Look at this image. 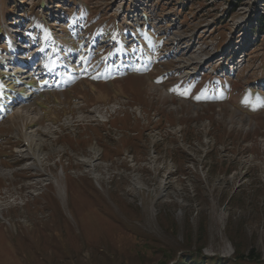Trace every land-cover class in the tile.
I'll use <instances>...</instances> for the list:
<instances>
[{"label":"rangeland","instance_id":"obj_1","mask_svg":"<svg viewBox=\"0 0 264 264\" xmlns=\"http://www.w3.org/2000/svg\"><path fill=\"white\" fill-rule=\"evenodd\" d=\"M84 1L98 33L118 42L134 5L164 40L141 69L70 77L0 118V264H264V0H71V19ZM224 77L234 93L213 97Z\"/></svg>","mask_w":264,"mask_h":264},{"label":"trees","instance_id":"obj_2","mask_svg":"<svg viewBox=\"0 0 264 264\" xmlns=\"http://www.w3.org/2000/svg\"><path fill=\"white\" fill-rule=\"evenodd\" d=\"M260 22L262 25V29L264 30V15L261 16ZM191 259H192L191 262L197 261L199 264H211V262L213 261L212 258L210 259V258L204 257L201 253L197 254L196 256L192 257ZM185 262H186V260L183 259L179 263H176V264H186Z\"/></svg>","mask_w":264,"mask_h":264},{"label":"bare ground","instance_id":"obj_3","mask_svg":"<svg viewBox=\"0 0 264 264\" xmlns=\"http://www.w3.org/2000/svg\"><path fill=\"white\" fill-rule=\"evenodd\" d=\"M20 111V110H19ZM38 164V163H37Z\"/></svg>","mask_w":264,"mask_h":264}]
</instances>
